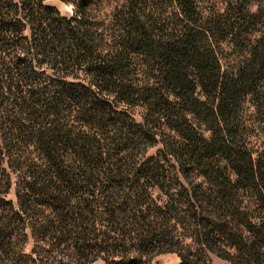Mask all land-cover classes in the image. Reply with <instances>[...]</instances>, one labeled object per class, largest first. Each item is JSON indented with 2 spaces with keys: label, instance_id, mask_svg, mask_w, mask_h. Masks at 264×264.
<instances>
[{
  "label": "trees",
  "instance_id": "16d2710c",
  "mask_svg": "<svg viewBox=\"0 0 264 264\" xmlns=\"http://www.w3.org/2000/svg\"><path fill=\"white\" fill-rule=\"evenodd\" d=\"M45 1L0 0V264H264V0Z\"/></svg>",
  "mask_w": 264,
  "mask_h": 264
},
{
  "label": "rangeland",
  "instance_id": "374dc122",
  "mask_svg": "<svg viewBox=\"0 0 264 264\" xmlns=\"http://www.w3.org/2000/svg\"><path fill=\"white\" fill-rule=\"evenodd\" d=\"M45 3L48 4V5H51V6L56 7L60 11V13L62 15H65V16H71V15H73L74 6L71 3H67V2H64L62 0H46ZM263 6H264V1L258 2V3L255 2V3L252 4V9L254 11H256V10H258L259 7H263ZM134 118L137 121H141V116L138 113H136V112L134 114ZM160 147H161V144L160 143H158L157 145H155L154 147H152L149 150V155L155 154ZM153 196L160 203H163L165 201V196L157 188H154L153 189ZM9 198L12 199L15 202L16 199H15L14 188L12 189V191H11V193L9 195ZM32 245H33V241L31 239V237H29L28 244L26 245V251L27 252H30L31 251ZM179 262H180V258L178 257V255L177 254H174V253H170V254H165V255L160 256L158 258L157 262L154 263V264H179ZM214 262L216 264L222 263V261L219 260L216 257H214ZM93 264H105V262L102 259H98Z\"/></svg>",
  "mask_w": 264,
  "mask_h": 264
}]
</instances>
